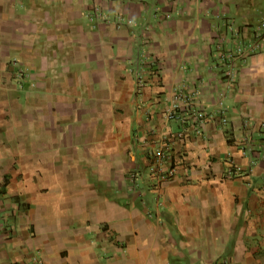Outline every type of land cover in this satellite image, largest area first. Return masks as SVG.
<instances>
[{"label": "crops", "instance_id": "0c3cea01", "mask_svg": "<svg viewBox=\"0 0 264 264\" xmlns=\"http://www.w3.org/2000/svg\"><path fill=\"white\" fill-rule=\"evenodd\" d=\"M0 264H264V0H0Z\"/></svg>", "mask_w": 264, "mask_h": 264}, {"label": "built area", "instance_id": "2783aa9c", "mask_svg": "<svg viewBox=\"0 0 264 264\" xmlns=\"http://www.w3.org/2000/svg\"><path fill=\"white\" fill-rule=\"evenodd\" d=\"M233 76V74L231 75V77ZM223 122H226L227 121V118L226 117H223L221 119ZM163 157H160L157 159L156 162H159V164H161L163 161H162ZM152 171L154 173H156L159 177L160 180H168L170 178L173 177L174 175V172H175V168L173 166H170L168 169L164 170V171H157L156 168H154V166L152 167Z\"/></svg>", "mask_w": 264, "mask_h": 264}]
</instances>
